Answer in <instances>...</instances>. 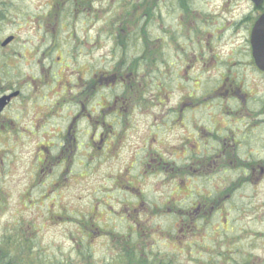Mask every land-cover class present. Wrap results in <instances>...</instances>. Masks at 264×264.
Masks as SVG:
<instances>
[{
	"label": "flooded vegetation",
	"instance_id": "obj_1",
	"mask_svg": "<svg viewBox=\"0 0 264 264\" xmlns=\"http://www.w3.org/2000/svg\"><path fill=\"white\" fill-rule=\"evenodd\" d=\"M239 2L0 0V261L264 264V1Z\"/></svg>",
	"mask_w": 264,
	"mask_h": 264
},
{
	"label": "water",
	"instance_id": "obj_2",
	"mask_svg": "<svg viewBox=\"0 0 264 264\" xmlns=\"http://www.w3.org/2000/svg\"><path fill=\"white\" fill-rule=\"evenodd\" d=\"M255 5H259L264 0H252ZM10 38L4 42L3 45H6L8 42H10ZM261 41H264V16L262 19L255 25L252 33V46L254 50V56L256 57L257 63L261 66L264 62H260V58L262 55L260 53H264V44L261 43ZM260 52V53H259ZM264 70V68H263ZM5 104V99L0 100V108L3 107Z\"/></svg>",
	"mask_w": 264,
	"mask_h": 264
},
{
	"label": "rangeland",
	"instance_id": "obj_3",
	"mask_svg": "<svg viewBox=\"0 0 264 264\" xmlns=\"http://www.w3.org/2000/svg\"><path fill=\"white\" fill-rule=\"evenodd\" d=\"M243 1H245V0H241V2L238 3V5H240L239 8H233L234 10H235V9H238L237 14L241 13V11H242V13H244V12L246 13L247 11L250 10L249 5L246 4V3L243 2ZM29 40H30V39H29ZM252 76H253V75L251 74V76L247 77V80H249ZM250 85H251L250 88H252V87L254 88L255 85H260V86H263V87H264V81H251V82H250ZM250 88H248V90H249ZM263 128H264V127H263ZM263 139H264V129H263ZM263 158H264V155H263ZM109 163L114 164L115 161H110ZM17 175H18V177H21V175H22L21 170H18ZM263 185H264V183H263ZM261 189H262V190H261V192H262L261 197H260V196H257V198L255 199V201L253 202V203L256 204V205H260V204H258L259 202H264V186H263V188H261ZM13 203H14V202H13ZM13 203H12V204H13ZM238 204H239V205H242V201H239ZM11 206H12V205H11ZM28 213H29V215H31L30 212H28ZM7 215H8V214H0V231H1L2 227L4 226V224L7 223ZM25 216L28 217V215H25ZM31 218H32V215H31ZM56 234H57V230L55 231V233H54L53 236H55ZM56 238H57V237H56ZM2 253H3V251H0V256L2 255Z\"/></svg>",
	"mask_w": 264,
	"mask_h": 264
},
{
	"label": "trees",
	"instance_id": "obj_4",
	"mask_svg": "<svg viewBox=\"0 0 264 264\" xmlns=\"http://www.w3.org/2000/svg\"><path fill=\"white\" fill-rule=\"evenodd\" d=\"M152 15H154V11L152 10L151 12ZM140 25H141V22H139L137 25H136V22H135V30H136V34H135V38H130L129 40H127V38H124L122 39L124 44L127 46L128 45V42L130 43H134L135 42V46H142L143 45V42L144 41L143 39H141L142 41L139 42V34H138V27H139V30H140ZM161 38L158 37V36H151V39L147 40V45L148 46H151V47H154V48H157V51L159 52V50L161 49V46H162V41L160 40ZM158 56V55H156ZM0 264H7V263H3L2 261H0Z\"/></svg>",
	"mask_w": 264,
	"mask_h": 264
},
{
	"label": "bare ground",
	"instance_id": "obj_5",
	"mask_svg": "<svg viewBox=\"0 0 264 264\" xmlns=\"http://www.w3.org/2000/svg\"><path fill=\"white\" fill-rule=\"evenodd\" d=\"M127 13V8L126 7H124V14H126ZM176 21L178 22L177 24V26H178V28H183V27H185V25H186V20L184 19V17L182 16V14H180V13H178L177 15H176Z\"/></svg>",
	"mask_w": 264,
	"mask_h": 264
}]
</instances>
